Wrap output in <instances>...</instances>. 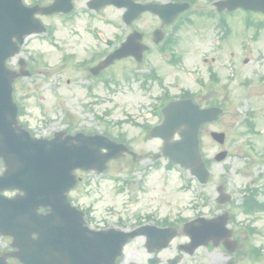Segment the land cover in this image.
Here are the masks:
<instances>
[{
	"label": "rangeland",
	"instance_id": "1",
	"mask_svg": "<svg viewBox=\"0 0 264 264\" xmlns=\"http://www.w3.org/2000/svg\"><path fill=\"white\" fill-rule=\"evenodd\" d=\"M81 9V2H78L76 13L68 20L51 18L52 35L29 36L20 54L12 59L11 65L16 66L18 58H24L31 72L17 84L16 96L24 110L20 120L36 136H49L61 129L96 133L106 130L112 136L123 134L137 153L159 152L161 142L147 138L142 127L160 121L153 113L159 91L153 87L144 90L139 81H126L122 75L120 77L118 63L101 74H111L107 82L88 77L86 67L75 68V63L90 61L93 52L107 51L111 47L108 42L115 45V36L126 31L117 10L107 9L104 14L93 18L83 14ZM140 26L145 29L152 27L147 20ZM208 35V31L195 27L188 32L182 31V37L179 36L185 48L181 55L188 63L189 71L199 68L201 54H207L201 51L195 39L202 45ZM66 55L72 58L63 64L62 59ZM146 59L156 58L149 55ZM125 64L130 65L128 62ZM247 68L250 71V67ZM137 72L147 73L146 68ZM169 73L168 79L180 78L182 88H195L187 75L179 76L172 70ZM240 80H235L233 85L237 109L226 111L217 123L203 131L202 152L210 160L207 184L199 185L193 179L188 186L186 178L191 177L186 170L176 165L168 167L164 159L154 164L150 157L143 158L132 167L126 164L129 158L124 157L108 163L101 174L77 172L81 181L69 195L73 204L83 210L90 209L93 219L89 225L102 228L114 225L119 218L132 220L137 214L155 212L161 215L165 202L166 214H180L186 204L201 195L213 202L218 184L232 192L235 208L241 203L249 185L258 188L259 199L264 200V96L260 89L240 90ZM177 91L178 88L172 93ZM248 116L253 122L252 131L243 125V119ZM209 130L223 131L224 144L214 143ZM222 149L227 150V158L220 163L213 161V154ZM258 215L255 223L260 234L255 238L264 242V212Z\"/></svg>",
	"mask_w": 264,
	"mask_h": 264
},
{
	"label": "water",
	"instance_id": "2",
	"mask_svg": "<svg viewBox=\"0 0 264 264\" xmlns=\"http://www.w3.org/2000/svg\"><path fill=\"white\" fill-rule=\"evenodd\" d=\"M98 1H102L101 5L113 3L128 6L130 11L124 14L126 22L138 15L140 11L137 12L136 8L139 7L154 9L160 16H166L168 23L178 13L179 7L178 4L141 6L130 0ZM9 7L8 10L7 3L0 0V153L21 148V158L26 164L19 182L25 194L3 201L10 210V227H6V233L15 237L13 245L19 248L17 253L11 255L24 264H115L122 245L136 232L88 229L82 213L69 205L66 192L75 183L73 169H97L100 172L109 158L118 157L128 149L106 137L81 133L63 136L62 132H58L50 140H37L21 131V139L15 138L18 130L15 118L17 108L11 94L12 81L18 75L6 68L5 60L18 51L16 42L22 43L25 34L42 29L37 28L38 24L23 25L24 19L32 12L21 7L19 0H12ZM56 10L58 8L53 5L45 11ZM13 37L16 38L15 42L12 41ZM131 39L132 36H129L121 49L110 54L98 68L114 58L134 52ZM162 112L163 122L154 127L149 135L163 138L162 154L189 168L201 183L206 182L208 171L199 151L198 131L202 123L216 120L221 111L215 108L200 109L187 99L169 103ZM176 131L180 139L171 141ZM211 136L223 142V133L213 132ZM102 148L107 151L101 152ZM225 155L223 151L215 158L221 160ZM3 180L4 177H1L0 182ZM0 200L7 199L0 196ZM39 205L49 206L50 211L45 215L34 213ZM31 233H36L37 238L30 239Z\"/></svg>",
	"mask_w": 264,
	"mask_h": 264
},
{
	"label": "flooded vegetation",
	"instance_id": "3",
	"mask_svg": "<svg viewBox=\"0 0 264 264\" xmlns=\"http://www.w3.org/2000/svg\"><path fill=\"white\" fill-rule=\"evenodd\" d=\"M76 1L73 0L74 3ZM23 2L27 5L46 6L52 0H23ZM87 2L88 0L82 2L85 9ZM196 9L197 19L204 27L213 31L211 40L204 43L211 57L209 64L206 58L203 59L206 68L202 72L206 74L207 81L208 79L210 81L213 100L224 110L233 109L235 102L231 89L237 79H241V86L260 89L261 95L264 96V14L241 9L231 12L225 9L218 11L214 2H211L208 13H205L203 3ZM148 16L153 22L156 20L157 24L150 31L144 32L142 42L152 48L162 47L166 57V27L162 29V40L155 44L153 30L161 21L155 15L148 13ZM236 26L243 29L242 38H234L233 30ZM163 62L169 67V59ZM247 67H250V71ZM245 70L247 71L244 72ZM202 83L198 81L196 84L203 88L205 86ZM155 85L158 87L157 82ZM177 85L174 83L173 87L176 88ZM195 203L190 204L191 208L186 209L191 214L167 216L165 204L161 216L143 217V224L163 230L147 229L142 235L131 239L117 264H264V246H261L260 241L253 244L254 239L250 240L246 223L243 225L242 222H237L236 215L229 209L228 217H223V221L227 222L224 224L225 227L223 221L222 225L219 221L201 223L198 225L200 232L197 238L184 231V225L188 221L197 217L210 220L224 210L219 208L216 202L211 205L207 199L196 200ZM184 216L188 217L183 218ZM166 228L179 230L168 240L169 234ZM253 230L251 235L256 234L255 229Z\"/></svg>",
	"mask_w": 264,
	"mask_h": 264
}]
</instances>
